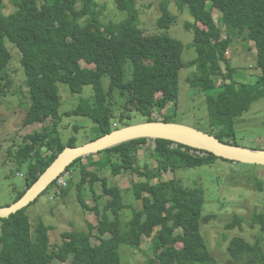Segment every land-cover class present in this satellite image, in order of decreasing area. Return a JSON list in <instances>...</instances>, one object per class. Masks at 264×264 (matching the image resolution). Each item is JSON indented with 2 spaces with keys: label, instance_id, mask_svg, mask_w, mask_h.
Segmentation results:
<instances>
[{
  "label": "trees",
  "instance_id": "obj_1",
  "mask_svg": "<svg viewBox=\"0 0 264 264\" xmlns=\"http://www.w3.org/2000/svg\"><path fill=\"white\" fill-rule=\"evenodd\" d=\"M80 1L11 0L16 10L6 15L4 0H0V100L8 95L6 87L9 84L4 87L1 81L11 63L12 53L21 52L20 63L27 82L25 76L23 80L31 100L24 126L43 124L51 119L58 124L62 119L60 84L68 86L73 94H83L85 87L93 88L91 99L65 114L66 117H84L95 123L96 137L93 140L129 125L134 111L151 122L154 110L162 112L169 104L178 103L180 73L188 67L183 60L187 46L167 33L144 34L136 26L140 18L137 0H115L125 18L109 24H105L91 7L93 0H85L84 6L78 8ZM176 3L182 8L188 6L194 17L195 25L188 29L194 33V41L189 48L198 53L193 65L202 74V90L208 95L211 123L216 127L222 126L220 134H207L226 144L240 146L236 142L231 143V139H236L237 121L248 114L256 102L264 101V0H176ZM168 7L164 2L159 21L161 30L170 29L176 20ZM216 14L221 16L218 24ZM85 18H88L87 24L82 26L79 21ZM223 33L228 37L222 38ZM235 39L246 42L248 51L257 52L254 67L262 74L254 83L241 84L234 79L237 70L226 54L235 45ZM9 43L14 48L9 50ZM83 62L88 67H83ZM128 62L133 66L129 80L125 70ZM189 64L191 66V62ZM215 76L223 81L219 87L209 82V78ZM104 78L110 79L108 91L105 90ZM217 88L220 89L217 97L211 96L210 92ZM115 94H118L116 99ZM119 97L123 98L124 106L122 110L118 109L120 114L117 115L114 109L119 106ZM115 115L117 119H114ZM2 123L0 118V126ZM57 129L29 135L23 146L11 148L18 149L13 155L19 167L28 164L26 192L59 154L67 147H77L76 137L66 144L62 133L55 132ZM144 147L157 160L155 172L148 166L142 169L138 164L139 151ZM44 149L47 155L42 153ZM95 155L101 157L93 163L100 170L109 168L114 174L127 171L141 179L133 188L136 201L142 202V208L138 210L134 204L125 202L119 188L109 187L106 179H100L98 171L87 170L81 164L83 159L78 160L64 175L71 168L79 171V190L87 184L93 188L96 183H102L103 196L112 199L106 205L99 204L96 209L104 211L106 219L97 226L89 224L88 233H64L62 241L55 245L52 244L51 228L44 223L32 231L30 220L25 215L28 208L9 219H0L3 222L0 264H52L56 259L63 263L72 259V264H123L122 246L142 251L143 238L150 239L153 246V254L145 256V264H220L202 234L203 212L207 206L205 191L185 187L177 179L163 181L169 172L185 173L188 169L213 166L220 158L159 139L136 140ZM235 167L241 172L245 165L236 164ZM241 173L250 177L248 172ZM153 179L160 181L152 183ZM257 185L263 189L261 181ZM72 186L73 181L69 179L62 194L68 195ZM52 187H59V179ZM240 188L247 189V186ZM225 190H235V186L229 184ZM24 194H20L16 202ZM80 199L83 200L81 195ZM215 203L224 209L229 204L227 200ZM108 210L116 215L113 221L106 216ZM125 210H131L132 215L123 223L122 212ZM212 219L215 216L207 221ZM245 226H260L264 233V213L254 214L250 219L236 214L226 228L229 231L236 228L244 230ZM227 247L228 261L233 264H264L263 237H258L251 244L244 237L235 236Z\"/></svg>",
  "mask_w": 264,
  "mask_h": 264
},
{
  "label": "rangeland",
  "instance_id": "obj_2",
  "mask_svg": "<svg viewBox=\"0 0 264 264\" xmlns=\"http://www.w3.org/2000/svg\"><path fill=\"white\" fill-rule=\"evenodd\" d=\"M164 2H167L170 13L176 19L172 27L167 30H161L159 27ZM84 3L85 0L80 1L78 8H82ZM91 7L94 8L105 24L111 22L118 23L125 18V13L117 7L115 0H93ZM136 8L140 14L139 23L136 26L144 34L150 36L167 33L171 38L179 40L187 46L183 54V60L188 64V67L182 69L180 73L181 95L179 102L169 104L162 112L154 110L151 117L153 121L151 122H164L166 120L169 123L187 126L215 136L220 134L222 126L216 127L211 123L208 111V95L202 90V74L199 68L193 65V62L198 58V53L195 49L189 48L194 41V33L188 29L195 25L194 17L189 7L182 8L178 6L176 0H137ZM15 10L11 0H4V13L6 15L13 13ZM219 17H221L220 14H216L215 20L217 24L220 23ZM88 18L80 20L79 24L82 26L86 25ZM226 37L228 36L223 33L222 38ZM234 44L229 49L226 57L237 70L234 78L235 81L241 84L243 82L247 84L256 82L262 74L254 67V62L257 60V52L254 50H249L251 51L249 52L246 49V42L241 39H235ZM8 46L9 50L10 47L14 48L10 43ZM21 59V52L20 54L12 53L11 63L1 81L2 86L6 87V84H9V86L6 87L8 95L3 97L2 101L0 100V118L3 120L0 126V208L12 206L16 202L17 197L27 190L26 177L28 164L23 167L17 165L13 154L18 149H11L14 145L21 147L27 136L41 134L47 129L53 131L55 127L58 128L55 132L62 133L63 141L66 144H68L71 138L76 137L77 147H82L91 141H95L93 139L96 137V124L91 120L84 117L65 116L66 113L77 109L83 101L85 103L94 96L92 87H85L83 94H73L68 86L60 84L59 92L62 98L60 114L62 119L58 121V124L51 119L43 124L35 123L31 126H24L23 123L30 108L31 100L29 89L25 87L27 77L25 70L22 73ZM251 65L252 67H250ZM82 66L88 67L84 62ZM208 66L210 67L211 64H208ZM223 68L225 70V65H223ZM125 70L127 80L131 79L133 66L130 62L126 64ZM24 76L26 82L23 80ZM210 79L209 82H213L216 87L221 86L223 83L216 76ZM103 83L105 90L108 91L110 79L104 78ZM219 91L220 89L217 88L210 92V95L217 97ZM114 97L116 99L118 94H115ZM118 100L120 102H118L119 106L114 109L117 115L120 114L118 109L124 106L123 98L119 97ZM166 115L167 118H164ZM114 119H117L116 115ZM147 119V117L134 111L132 112V120L128 121L129 125H125L122 128L149 123V119ZM263 119L264 101L260 100L252 106L248 114L237 121L236 139H231V143L236 142L242 147L253 150H264ZM114 126L117 127L115 124ZM42 153L47 155L48 152L44 149ZM100 159V156L94 155L84 158L81 164L91 172L98 171L100 179H106L109 187L120 189L125 197V202L134 204L138 210L141 209L142 202L136 201L133 188L135 183L141 181V179L127 171L114 174L113 170L109 168L100 170L97 166L93 165V163L98 162ZM138 164L142 169L148 166L152 172L157 170L158 165L156 158H154L147 147L139 151ZM236 164L245 165L243 171L250 173L248 174L250 177H244L241 173L243 171L239 172L235 167ZM69 179L73 181V186L68 195L62 194L63 190H59L56 187L49 188L36 202L27 207L28 209L26 208L27 211L25 212L26 217H28L32 225V231L40 223H44L46 227L51 228L50 235L53 245L62 241L64 233L74 231L88 233L90 231L89 224L97 226L99 222L104 221L106 219L104 217L105 212H98L96 207L103 203L106 205L112 199L103 196L104 190L101 182L96 183L93 188L87 184L79 190L77 183L80 182L81 176L75 168H71L64 177V182L67 185ZM174 179L180 180L185 187L200 190L202 188L205 191L207 206L203 212L202 234L218 263L233 264L228 261L229 255L226 251L228 250L227 246H229L230 240L235 236H242L251 244L258 237H263L264 245V233L261 231L260 226H256V228L245 226L244 230L236 228L232 231L226 228L229 221L234 219L236 214L250 219L254 214L264 213V166L234 162L230 164L220 158L213 166L188 169L185 173L179 172L175 174L169 172L163 177V181L165 182ZM230 180L233 182L231 183ZM243 180L250 183L244 184ZM159 181V179H153L151 182L158 183ZM258 181L263 183V189L257 185ZM227 183L234 185L235 190L227 192L225 190V186L229 185ZM243 186H247V189L240 188ZM80 195L82 196V201ZM224 200L229 202L226 209L219 206L220 204L216 205L215 203ZM122 214L123 223H125L131 218L132 211L125 210ZM106 216L111 221L116 218V215L111 210L106 212ZM212 216H215V219L208 222L207 219ZM2 228L3 222L0 220V236L2 235ZM97 233L98 231H95V234ZM152 254V242L147 238H143L142 251L131 250L125 245L121 248L122 258L124 257L123 264H145V256ZM52 264H72V259L65 263L56 259Z\"/></svg>",
  "mask_w": 264,
  "mask_h": 264
},
{
  "label": "water",
  "instance_id": "obj_3",
  "mask_svg": "<svg viewBox=\"0 0 264 264\" xmlns=\"http://www.w3.org/2000/svg\"><path fill=\"white\" fill-rule=\"evenodd\" d=\"M166 140L201 150L228 161L247 165H264V150H253L221 142L215 136L193 128L166 122H149L115 130L85 146L67 149L21 199L12 206L0 209V219H9L35 202L53 182L75 162L136 140Z\"/></svg>",
  "mask_w": 264,
  "mask_h": 264
},
{
  "label": "bare ground",
  "instance_id": "obj_4",
  "mask_svg": "<svg viewBox=\"0 0 264 264\" xmlns=\"http://www.w3.org/2000/svg\"><path fill=\"white\" fill-rule=\"evenodd\" d=\"M260 72H261V71H260ZM125 144H126V143H125ZM122 145H123V144H122ZM231 145H233V144H231ZM120 146H121V145H120ZM235 146H236V145H235ZM76 148H77V147H67V148H66L61 154H63L67 149H76ZM192 149H193V148H192ZM109 150H110V149H109ZM98 154H99V153H98ZM59 155H60V154H59ZM93 155H95V154H93ZM90 156H92V155H90ZM90 156H87V157H90ZM87 157H86V158H87ZM83 159H84V158H83ZM221 159H222V158H221ZM231 162H232V161H231ZM233 162H235V161H233ZM235 163H241V162H235ZM242 164H243V163H242ZM246 165H247V164H246ZM260 166H264V165H260ZM49 168H50V167H49ZM69 168H70V167H69ZM69 168H68V169H69ZM68 169H67V170H68ZM67 170H66L65 172H63V173H62V174H61V175L55 180V181H57V180L59 179V187H58L59 190L66 189V188H67L66 186H68L67 183L64 182V177L66 176V175H64V174L67 172ZM63 175H64V176H63ZM55 181H54V182H55ZM54 182H53V184H54ZM53 184H52V185H53ZM52 185H51V186H52ZM49 188H50V187H49ZM49 188H48V189H49ZM48 189H47V190H48ZM47 190H46V191H47ZM44 193H45V192H44ZM39 198H40V197H39ZM37 200H38V199H37ZM37 200H36V201H37ZM36 201H35V202H36ZM33 203H34V202H33ZM33 203H32V204H33ZM32 204H30V205H32ZM30 205H29V206H30ZM9 207H10V206H9ZM0 209H3V208H0Z\"/></svg>",
  "mask_w": 264,
  "mask_h": 264
},
{
  "label": "built area",
  "instance_id": "obj_5",
  "mask_svg": "<svg viewBox=\"0 0 264 264\" xmlns=\"http://www.w3.org/2000/svg\"><path fill=\"white\" fill-rule=\"evenodd\" d=\"M68 175H70V174H68Z\"/></svg>",
  "mask_w": 264,
  "mask_h": 264
},
{
  "label": "clouds",
  "instance_id": "obj_6",
  "mask_svg": "<svg viewBox=\"0 0 264 264\" xmlns=\"http://www.w3.org/2000/svg\"><path fill=\"white\" fill-rule=\"evenodd\" d=\"M120 129H122V128H120Z\"/></svg>",
  "mask_w": 264,
  "mask_h": 264
}]
</instances>
